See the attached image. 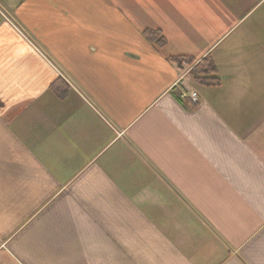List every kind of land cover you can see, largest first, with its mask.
Masks as SVG:
<instances>
[{
    "label": "crops",
    "instance_id": "0c3cea01",
    "mask_svg": "<svg viewBox=\"0 0 264 264\" xmlns=\"http://www.w3.org/2000/svg\"><path fill=\"white\" fill-rule=\"evenodd\" d=\"M0 264H264V0H0Z\"/></svg>",
    "mask_w": 264,
    "mask_h": 264
},
{
    "label": "trees",
    "instance_id": "16d2710c",
    "mask_svg": "<svg viewBox=\"0 0 264 264\" xmlns=\"http://www.w3.org/2000/svg\"><path fill=\"white\" fill-rule=\"evenodd\" d=\"M147 34H150L151 37L154 38L157 32L149 31ZM162 42V39L158 41V43ZM174 60L184 61L188 64V66H191L189 74L196 84L216 86L220 83V77L217 73V69L208 57H205L199 61L189 57H180L175 58ZM49 89L58 99L61 100L66 97V92L69 90V87L62 78H57L49 85Z\"/></svg>",
    "mask_w": 264,
    "mask_h": 264
},
{
    "label": "built area",
    "instance_id": "2783aa9c",
    "mask_svg": "<svg viewBox=\"0 0 264 264\" xmlns=\"http://www.w3.org/2000/svg\"><path fill=\"white\" fill-rule=\"evenodd\" d=\"M190 97H191L192 100H194V101L196 100V97L193 94H191Z\"/></svg>",
    "mask_w": 264,
    "mask_h": 264
},
{
    "label": "rangeland",
    "instance_id": "374dc122",
    "mask_svg": "<svg viewBox=\"0 0 264 264\" xmlns=\"http://www.w3.org/2000/svg\"><path fill=\"white\" fill-rule=\"evenodd\" d=\"M191 69V68H190Z\"/></svg>",
    "mask_w": 264,
    "mask_h": 264
}]
</instances>
